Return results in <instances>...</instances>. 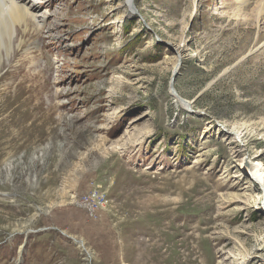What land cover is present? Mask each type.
Returning <instances> with one entry per match:
<instances>
[{
    "label": "rangeland",
    "instance_id": "374dc122",
    "mask_svg": "<svg viewBox=\"0 0 264 264\" xmlns=\"http://www.w3.org/2000/svg\"><path fill=\"white\" fill-rule=\"evenodd\" d=\"M233 2L44 0L0 69V264H264L261 187L224 138L237 125L264 165V46L218 78L264 19Z\"/></svg>",
    "mask_w": 264,
    "mask_h": 264
},
{
    "label": "bare ground",
    "instance_id": "6f19581e",
    "mask_svg": "<svg viewBox=\"0 0 264 264\" xmlns=\"http://www.w3.org/2000/svg\"><path fill=\"white\" fill-rule=\"evenodd\" d=\"M124 1L127 5V16H130L133 14L132 7L135 6V0ZM43 2L44 0H0V69L4 64H6L5 62H11L18 51L23 49L24 52H29L32 49L31 45L38 42L37 37L45 30L46 19L49 14V10L47 8L42 9ZM251 11L255 12V15L259 18L258 22H261L264 19V0H234L225 12L231 17H241L242 19V17L246 18L249 16ZM263 46L264 41L257 47L252 48L250 52H253L255 49H261ZM176 50L177 60L175 68H178L179 61L183 60L182 57L188 56L189 52L185 50L186 54H182V49L179 47H176ZM171 92L173 96H175L174 98L177 104L182 105L185 109L192 110L193 102L181 98L176 91L175 86L174 88H171ZM210 130L211 128L207 126L204 132L206 133ZM242 132L243 131L237 125H228L224 133L225 142L230 144L232 148H235L238 146V141L239 143L242 141L238 148L240 157L237 160V166L241 170L245 169L248 173L249 181L246 183L249 185L246 184L244 187L247 188L252 185H259L261 190L257 193L258 197H255L254 200L263 202L264 165L259 160L258 155L252 151V146L246 142V140H243L244 137L242 138ZM255 135H257V132L251 133V136ZM101 197L103 196L101 195ZM89 198H86V200H89ZM86 200L82 202V199H79L75 203L81 208L82 205L90 206L91 200L88 202H86ZM98 208H100V206L94 207L95 212L98 211ZM261 223L264 224V219L261 220ZM27 225L28 224H24L21 228H14L13 230L22 231V229L27 228ZM80 245L82 246V241H80ZM259 257L264 258V255L261 254ZM245 261L246 260H242V263Z\"/></svg>",
    "mask_w": 264,
    "mask_h": 264
},
{
    "label": "built area",
    "instance_id": "2783aa9c",
    "mask_svg": "<svg viewBox=\"0 0 264 264\" xmlns=\"http://www.w3.org/2000/svg\"><path fill=\"white\" fill-rule=\"evenodd\" d=\"M83 195H88L89 197H91V204H90V206H83V208L91 216L92 215H97V214H95L96 212L94 210V207L95 206L99 207V199L101 198L102 192L99 189H97V188H93V189H90L88 192H86Z\"/></svg>",
    "mask_w": 264,
    "mask_h": 264
},
{
    "label": "water",
    "instance_id": "95a60500",
    "mask_svg": "<svg viewBox=\"0 0 264 264\" xmlns=\"http://www.w3.org/2000/svg\"><path fill=\"white\" fill-rule=\"evenodd\" d=\"M176 52V51H175ZM256 51H253V52H249L248 54H246L244 57H242L241 59H239L236 63H234V65L228 69H225V71H223L221 73V75L218 77L220 78L221 76L225 75L226 73H228L229 71L233 70L234 68H236L237 66H239L246 58H248L250 55L254 54ZM181 64H182V61L180 60L179 61V64H178V68H175L174 69V73H173V76H172V79H171V88H174L175 86V80H176V77L178 75V70L180 69L181 67Z\"/></svg>",
    "mask_w": 264,
    "mask_h": 264
}]
</instances>
